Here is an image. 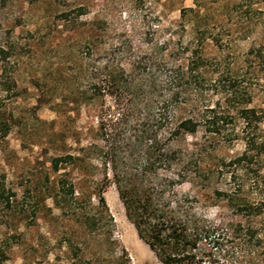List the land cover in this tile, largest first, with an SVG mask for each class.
Here are the masks:
<instances>
[{
	"label": "rangeland",
	"instance_id": "374dc122",
	"mask_svg": "<svg viewBox=\"0 0 264 264\" xmlns=\"http://www.w3.org/2000/svg\"><path fill=\"white\" fill-rule=\"evenodd\" d=\"M195 3L200 29L224 50L239 56L251 47L264 49V0H15L0 10V42L14 79L9 89L0 87V264H119L122 257L131 264H161L138 238L112 184L102 195L114 226L82 223V213L100 211L99 160H88L82 169L62 165L57 172L50 160L77 145L101 143L98 115L113 98H81L76 105L74 92L85 89L91 75L100 77L108 44L129 40L147 47L171 39L191 47L197 37L193 18H182L180 10ZM78 5L85 6L80 16ZM201 49L206 56L215 53L209 39ZM251 59L250 106L264 109V57ZM187 140L214 145L212 153L203 152L204 163L244 148L241 139L211 140L201 128ZM57 179L76 185V200L63 194ZM244 190L251 199L264 195V153L252 162ZM254 221L261 243L251 257L264 264V214Z\"/></svg>",
	"mask_w": 264,
	"mask_h": 264
},
{
	"label": "trees",
	"instance_id": "16d2710c",
	"mask_svg": "<svg viewBox=\"0 0 264 264\" xmlns=\"http://www.w3.org/2000/svg\"><path fill=\"white\" fill-rule=\"evenodd\" d=\"M12 1L0 0V10ZM74 11L80 16L85 6ZM180 12L193 18L197 37L191 47L171 44V39L147 47L129 40L108 44L100 77L91 75L85 89L74 92L76 105L81 98H113L98 115L101 143L58 154L51 167L54 172L69 164L82 169L88 160H99L100 211L82 213V223L114 226L102 195L112 184L138 238L161 264H254L251 252L261 243L254 219L264 214V195L251 199L244 187L252 162L264 153V109L250 106L251 58L264 57V49L251 47L235 56L218 38L204 35L198 3ZM207 39L215 46L211 56L202 54ZM9 57L0 42L3 90L14 83L6 68ZM209 92L217 99L206 97ZM200 128L211 140L241 139L244 148L231 158L204 163L203 152L212 153L214 145L187 140ZM56 183L76 200L74 183ZM2 189L0 184V195ZM119 264L131 263L122 257Z\"/></svg>",
	"mask_w": 264,
	"mask_h": 264
}]
</instances>
